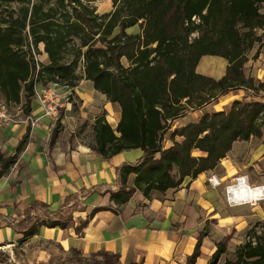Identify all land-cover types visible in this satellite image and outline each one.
Wrapping results in <instances>:
<instances>
[{"label": "trees", "instance_id": "16d2710c", "mask_svg": "<svg viewBox=\"0 0 264 264\" xmlns=\"http://www.w3.org/2000/svg\"><path fill=\"white\" fill-rule=\"evenodd\" d=\"M13 3L17 9L0 19V99L9 106L18 105L23 94L21 109L28 115L36 84L59 81L74 87L81 80L89 81L120 110L115 131L104 114L95 118L91 150L102 159L126 150L143 152L136 163L119 168V188L104 192L115 208H94L74 228L76 234L98 212L118 214L135 192L148 198L152 192L176 188L186 177L193 180L213 171L235 142L261 137L264 103L234 100L227 112L205 113L196 122L173 130L172 145L162 148L166 123L187 108L198 109L233 90L264 91V81L246 77L243 70L247 52L261 41L256 31L264 28L260 12L264 0H113V10L102 15L81 0H0V8ZM134 26L139 33L128 34ZM193 34L197 36L191 40ZM40 45L48 63L36 70L31 50L39 55ZM257 55L258 50L253 59ZM204 56L225 59L224 76L215 80L198 74L196 67ZM79 65L82 74L76 73ZM59 129L56 122L49 146ZM27 135L28 130L14 156L0 153V179L16 163ZM175 137L182 140L174 141ZM194 151L200 155H193ZM131 174L134 179L129 187ZM73 198L66 197L54 213L44 204H31L17 230L26 238L35 235L39 226L67 229L73 224L72 215L61 209ZM32 211H41L46 218L30 216ZM202 237L199 234L186 264L195 263ZM226 243L217 244L208 264L218 263ZM233 255L234 261L224 264H264V227L259 234L250 229ZM93 256L102 257L106 264L118 263L117 255Z\"/></svg>", "mask_w": 264, "mask_h": 264}, {"label": "crops", "instance_id": "0c3cea01", "mask_svg": "<svg viewBox=\"0 0 264 264\" xmlns=\"http://www.w3.org/2000/svg\"><path fill=\"white\" fill-rule=\"evenodd\" d=\"M257 35L262 40L255 50H258V55L253 59L255 52L252 56L246 54L248 61L243 70L246 77L263 82L264 28ZM39 51V61L47 64L48 58L42 45ZM226 66L227 61L223 58L204 56L196 72L218 80L224 76ZM247 67H253V70H246ZM40 88L39 84L35 91ZM67 92L72 94L73 101L60 110L56 120L60 129L52 146H49L50 134L56 122L45 116L42 106L34 98L29 114L25 115L21 109L23 94L15 111L11 112L14 121L0 128V153L5 157L15 155L19 141L28 130L23 151L0 179V223L7 222L0 226V252L7 254V264H20L17 256L21 264H48L53 259L55 264L61 256L70 257L72 252L81 257L101 253L117 255V264H186L201 233L200 253L194 264H208L217 244L226 240L225 252L217 263L224 264L226 256L234 254L245 243L250 229L254 228L258 234L259 226L264 227V212L257 205L264 200L251 205L227 203L225 188L233 178L240 177L239 168L233 161L232 148L229 156L227 154V158L222 159L213 171L203 172L193 180L186 177L178 187L163 193L152 192L148 198L137 191L129 202L119 207L118 214L98 212L76 234L74 228L94 208H115L104 192L119 188V168L123 164L136 163L143 152L140 149L126 150L108 159L96 155L91 150L94 145L91 128L95 118L104 114L115 131L120 110L95 91L89 81L81 80L76 86L69 87ZM240 97L235 90L230 91L223 96L221 104L239 100ZM216 107L213 112L223 110ZM189 116L195 120L187 121ZM189 116L177 119L175 123L179 125L174 124L168 132L196 122L201 114L194 111ZM250 139L234 144L246 143ZM181 140L178 137L174 139L177 142ZM165 142L166 139H163L162 143ZM169 142L163 149L170 147L173 140ZM193 155L200 153L194 151ZM154 157L158 158L159 154ZM211 177L218 185L208 182ZM133 179L134 175H129V187ZM254 184L264 185V176ZM68 196L74 198L63 207L73 220L67 229L39 226L35 235L26 238L17 230L18 222L29 213L31 204H44L49 212L54 213ZM243 205L251 206L248 214L241 215ZM40 215H43L41 211L30 212V216Z\"/></svg>", "mask_w": 264, "mask_h": 264}, {"label": "rangeland", "instance_id": "374dc122", "mask_svg": "<svg viewBox=\"0 0 264 264\" xmlns=\"http://www.w3.org/2000/svg\"><path fill=\"white\" fill-rule=\"evenodd\" d=\"M82 2L88 4L89 6H91L92 8H94L95 12L98 15H102L108 12H111L113 10L112 7V1L113 0H81ZM17 9V5L16 4H10V5H3L0 8V19L6 17L7 12L13 11ZM260 12L264 13V4L260 6ZM128 34H138L139 33V28L137 26H134L132 28H129L127 30ZM259 33V30L256 31V34ZM197 36V34H193L191 36V40H193L195 37ZM262 41V40H261ZM41 46V45H40ZM257 48V44H255L252 48V50L248 51L247 54L248 56H252L255 52ZM65 58L67 60L70 59V54H66ZM39 59V56H38ZM123 65L126 66V61L123 60ZM199 65V63H198ZM197 65V67H198ZM196 67V68H197ZM246 70H253V67H247ZM77 74H82V66L79 65V67L76 70ZM39 85V84H37ZM239 90V89H238ZM235 90L237 93H239L241 95L240 97V101L242 102H263L264 103V91H259L257 93L247 90V89H241L240 91ZM230 92V91H229ZM228 92V93H229ZM227 95V94H226ZM225 96V95H223ZM223 96L219 97L218 99H215L213 101H211L209 104L204 105L198 109H186L179 118L177 119H181L183 117L189 116V114H192L194 111H199V114H201V116L205 113H212L214 111V106L216 105V108H221L223 109V111L227 112L229 110L230 104L232 103L231 101L228 104H221L222 100L224 99ZM224 106V107H222ZM17 106L16 105H10V111L14 112L15 108ZM200 116V117H201ZM173 120L171 122H167L166 123V128L162 133V141L163 139H166V142L163 144L162 143V148L166 147L167 145L170 144L169 140L172 141L173 139H171V134L173 131L168 132V130L174 126V124L176 126H178L179 124H176L175 121L177 120ZM195 120L194 117L189 116L187 121H192ZM184 121L183 123L187 122ZM178 127H176L175 129H177ZM92 129V128H91ZM173 129V130H175ZM93 135V133H92ZM233 161L235 163V165L239 168L238 170V176H246L248 177V181L251 185H255L257 186V184L254 183H259L261 176H264V127L262 128V133H261V137L260 138H251L249 142L246 143H239V144H234L233 145ZM229 156V153H228ZM227 158V157H226ZM173 174H175V171H173ZM81 204V202L79 203ZM258 206H260L261 212H264V202H261L259 204H257ZM256 205V206H257ZM243 209L241 211V215H245L249 213V209H250V205H243L242 206ZM65 208L61 209V212L63 214H67V212H64ZM238 215V214H237ZM46 215H40L39 219H45ZM7 224V222H1V225H5ZM259 224V223H258ZM261 224V223H260ZM254 225V224H253ZM250 224V226H253ZM262 230V226H259V230L258 232L260 233ZM258 233V234H259ZM50 245H52L51 242H49ZM47 247H49L48 245H45ZM52 249V248H50ZM64 259L63 261L61 259ZM17 262L21 264V259L19 256H17L16 258ZM225 261H234V255H230V256H226ZM10 263H13V261H9ZM60 262V264H106L105 260L102 257H96V256H91V257H81L78 256L77 253L72 252L70 254V257L68 256H61L60 259L58 260V262H56L55 264H58ZM54 263V259L50 260L48 262V264H53ZM0 264H7V254L6 253H1L0 252ZM108 264H113V263H109ZM223 264V263H221Z\"/></svg>", "mask_w": 264, "mask_h": 264}, {"label": "built area", "instance_id": "2783aa9c", "mask_svg": "<svg viewBox=\"0 0 264 264\" xmlns=\"http://www.w3.org/2000/svg\"><path fill=\"white\" fill-rule=\"evenodd\" d=\"M31 54H32L31 58L33 59L34 64H35V69L38 70L39 64H41V62L38 59L39 55L36 54L33 49L31 50ZM36 86L37 84L35 85V87ZM40 86L41 88L39 90L35 91V88H34L33 98L36 99L40 103V105L42 106L44 110L45 116L50 118L51 120H54V122H56L59 116L60 110L64 108L66 104H70L73 101L72 94L67 92L69 86L62 84L59 81H52L44 85L40 84ZM13 121H14V117L11 114L10 106L5 101L0 99V128H2L6 123H12ZM237 178L238 177L233 178L230 184L234 183ZM208 182L213 186L218 185V182L214 179V177L209 178ZM261 200H264V199H260V200L249 202V203H243V204L251 205ZM230 205H234V204H230Z\"/></svg>", "mask_w": 264, "mask_h": 264}, {"label": "clouds", "instance_id": "9594fccd", "mask_svg": "<svg viewBox=\"0 0 264 264\" xmlns=\"http://www.w3.org/2000/svg\"><path fill=\"white\" fill-rule=\"evenodd\" d=\"M229 204L239 205L264 199V185L252 186L248 177L240 176L225 189Z\"/></svg>", "mask_w": 264, "mask_h": 264}]
</instances>
